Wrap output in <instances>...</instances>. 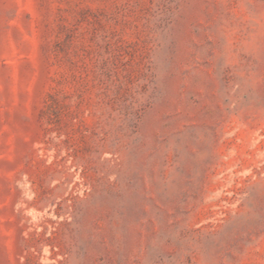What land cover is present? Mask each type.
I'll list each match as a JSON object with an SVG mask.
<instances>
[{
  "label": "rangeland",
  "instance_id": "1",
  "mask_svg": "<svg viewBox=\"0 0 264 264\" xmlns=\"http://www.w3.org/2000/svg\"><path fill=\"white\" fill-rule=\"evenodd\" d=\"M0 264H264V0H0Z\"/></svg>",
  "mask_w": 264,
  "mask_h": 264
}]
</instances>
